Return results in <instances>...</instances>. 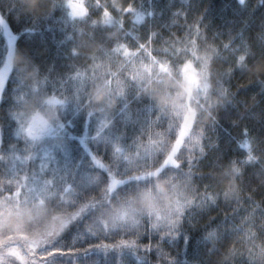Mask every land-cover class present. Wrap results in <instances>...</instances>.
<instances>
[{
    "label": "trees",
    "instance_id": "1",
    "mask_svg": "<svg viewBox=\"0 0 264 264\" xmlns=\"http://www.w3.org/2000/svg\"><path fill=\"white\" fill-rule=\"evenodd\" d=\"M69 1L0 0V201L34 115L74 179L21 224L38 262L264 264V0H83L80 17ZM188 64L206 87L177 146ZM169 194L185 207L162 228L145 199ZM132 205L138 223L109 229Z\"/></svg>",
    "mask_w": 264,
    "mask_h": 264
},
{
    "label": "rangeland",
    "instance_id": "2",
    "mask_svg": "<svg viewBox=\"0 0 264 264\" xmlns=\"http://www.w3.org/2000/svg\"><path fill=\"white\" fill-rule=\"evenodd\" d=\"M69 9L71 17H80L85 13L83 0H70ZM130 69L134 76L141 77L144 74L143 67L138 62L133 61ZM161 70L163 71L164 68ZM181 76L186 87L184 90L188 95L176 106L180 119L177 146L187 137L192 115L197 109L194 105L196 98L192 96L193 92L206 87L204 74L197 73L191 64L183 67ZM22 124L23 131L30 135L33 144L29 145L28 156L25 154L20 156L23 162L18 164V169L13 175L18 184L16 192L12 198L0 201V259L3 260V264H42L36 257L37 239L32 236H19L24 232L21 224L31 215L42 210L44 202L51 193L55 197L67 196L71 193L73 189L71 181L74 179L71 177L72 168L66 154L57 151V142L61 139L59 130L52 127L42 115H34L31 119L24 120ZM172 160L174 154L167 159V163L171 164ZM157 198L145 199L149 212L155 215V220L162 228H175L185 202L171 194ZM136 209L133 205L128 206L122 212L119 211L109 217L106 220L109 229L135 226L139 218ZM8 216L15 221L10 228L5 229Z\"/></svg>",
    "mask_w": 264,
    "mask_h": 264
},
{
    "label": "snow or ice",
    "instance_id": "3",
    "mask_svg": "<svg viewBox=\"0 0 264 264\" xmlns=\"http://www.w3.org/2000/svg\"><path fill=\"white\" fill-rule=\"evenodd\" d=\"M128 7L130 8L131 5H129ZM120 46H121L122 48H123V47H126V45H124V44H122V45H120ZM137 47H138L140 50H144L146 47H148V45L145 44V43H141V44L137 45ZM151 55L154 56L152 52H151ZM242 59H243V58H241V60H242ZM182 134H183V133L181 132V135H182ZM246 147H249V144L246 145ZM174 151L178 152V150H176V149H174ZM179 163H180V162H179L178 159H174V160H172V164H173L174 166H178ZM165 165H167V164H165ZM108 191H109L110 193L113 191L112 185H109ZM121 243H124V241H122ZM53 251H55V250H53ZM0 264H3V260H2V259H0Z\"/></svg>",
    "mask_w": 264,
    "mask_h": 264
}]
</instances>
